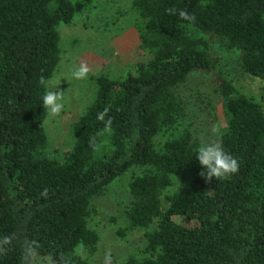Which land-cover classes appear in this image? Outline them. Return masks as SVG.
I'll use <instances>...</instances> for the list:
<instances>
[{"label":"trees","instance_id":"16d2710c","mask_svg":"<svg viewBox=\"0 0 264 264\" xmlns=\"http://www.w3.org/2000/svg\"><path fill=\"white\" fill-rule=\"evenodd\" d=\"M74 10L71 0H0V239L11 238L0 264H88L78 250L96 247L91 200L126 170L124 229L143 228V245L117 264H264V110L214 68L219 54H233L264 81V0H130L125 21L140 57L124 74L93 76L71 141L55 157L39 80L56 68L57 25ZM197 73L208 74L224 118L222 135L205 142L193 139L176 92ZM105 107L111 134L97 120ZM213 142L239 162L227 180L200 175L198 148Z\"/></svg>","mask_w":264,"mask_h":264},{"label":"rangeland","instance_id":"374dc122","mask_svg":"<svg viewBox=\"0 0 264 264\" xmlns=\"http://www.w3.org/2000/svg\"><path fill=\"white\" fill-rule=\"evenodd\" d=\"M71 1L74 15L68 23L57 25L60 57L46 87V92L63 93L64 109L60 116L50 117L46 110L43 121L47 150L55 157L61 156L71 141L70 123L93 94V76L99 72H106L109 76L124 74L140 57L136 31L129 21H125L130 13V0ZM84 61L91 69L87 79L72 78V71ZM214 68L237 92L258 102L264 110V81L244 72L233 54H219ZM176 92L184 101L186 115L183 120L190 122L193 139L205 142L207 137L214 138L212 126L219 124L222 127L224 118L217 112L216 95L208 74L191 75L177 86ZM210 111H216V119L209 120ZM129 173L130 170H126L120 179L108 185L104 194L91 200L94 214L88 225L97 233L96 247L92 252L78 250L87 256L88 264H117L127 255L141 251L143 228L124 229L123 205L129 197L124 183ZM167 189L171 187L167 186ZM109 255L110 260L106 259Z\"/></svg>","mask_w":264,"mask_h":264},{"label":"clouds","instance_id":"9594fccd","mask_svg":"<svg viewBox=\"0 0 264 264\" xmlns=\"http://www.w3.org/2000/svg\"><path fill=\"white\" fill-rule=\"evenodd\" d=\"M170 15H178L182 20L192 23L195 21V16L190 15L185 10L169 8L166 9ZM91 69L86 61L81 62L71 73L72 78L76 80H85L87 79ZM39 83L42 86L48 87V81L44 77H41ZM63 100V93L55 92L53 90L47 91L42 96V106L48 110L50 117H58L64 109V104L61 102ZM110 111L109 107H105L103 111L97 114V120L104 123V128L101 130L102 134H111L113 129L112 119L108 117L106 120L105 117L108 116ZM212 133L219 136L221 133V126L219 124H214L211 129ZM89 143L94 147L95 150H99V146L96 144V141L92 138L89 139ZM196 159L198 160L200 166L204 169L200 173L206 180L210 181L213 177L216 180H227L232 175L239 172V162L231 154L226 152L223 149L222 144L219 142L206 143L198 148ZM43 197H47L48 190L45 188L41 193ZM11 243L10 237H4L0 239V252L6 251L5 245ZM28 255H35L34 250L29 247ZM110 260V255L106 257Z\"/></svg>","mask_w":264,"mask_h":264}]
</instances>
